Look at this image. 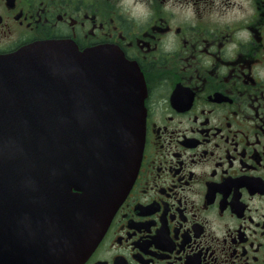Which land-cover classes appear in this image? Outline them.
Returning <instances> with one entry per match:
<instances>
[{"label":"flooded vegetation","instance_id":"1","mask_svg":"<svg viewBox=\"0 0 264 264\" xmlns=\"http://www.w3.org/2000/svg\"><path fill=\"white\" fill-rule=\"evenodd\" d=\"M120 2L0 0V56L114 48L144 93L138 177L84 264H264V0L238 23L211 18L231 0Z\"/></svg>","mask_w":264,"mask_h":264},{"label":"water","instance_id":"2","mask_svg":"<svg viewBox=\"0 0 264 264\" xmlns=\"http://www.w3.org/2000/svg\"><path fill=\"white\" fill-rule=\"evenodd\" d=\"M120 59L59 43L0 57V264H83L103 238L144 144Z\"/></svg>","mask_w":264,"mask_h":264},{"label":"clouds","instance_id":"3","mask_svg":"<svg viewBox=\"0 0 264 264\" xmlns=\"http://www.w3.org/2000/svg\"><path fill=\"white\" fill-rule=\"evenodd\" d=\"M233 7L225 9V15L220 17L219 13H213V21L219 20L224 23H238L244 21L248 16L254 13L253 0H231ZM217 6H219L217 4ZM118 7L122 8L124 11H130V15L133 19L146 21L151 15L150 10L142 3H137L136 0H121ZM243 9V11H242ZM170 5L165 6V11H171ZM185 19H193L195 16L194 9L191 6L188 7L187 11L184 13ZM239 36L240 33H237ZM250 36L251 34L248 33ZM235 47V45H231Z\"/></svg>","mask_w":264,"mask_h":264},{"label":"bare ground","instance_id":"4","mask_svg":"<svg viewBox=\"0 0 264 264\" xmlns=\"http://www.w3.org/2000/svg\"><path fill=\"white\" fill-rule=\"evenodd\" d=\"M87 64V63H86ZM116 74H117V72H115ZM123 78L125 79V80H129V79H131V76L130 75H128V74H124L123 75Z\"/></svg>","mask_w":264,"mask_h":264}]
</instances>
